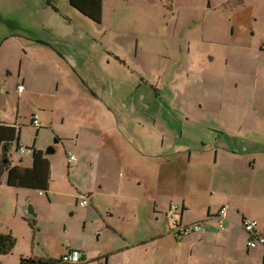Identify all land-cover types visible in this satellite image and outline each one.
Instances as JSON below:
<instances>
[{
    "label": "rangeland",
    "instance_id": "1",
    "mask_svg": "<svg viewBox=\"0 0 264 264\" xmlns=\"http://www.w3.org/2000/svg\"><path fill=\"white\" fill-rule=\"evenodd\" d=\"M21 1L24 2L22 4L23 11H21V4L17 3V0H0V69H3V63L12 66L18 59L24 58L23 56L26 55V63L22 67V71L30 75L29 90L45 99L47 94L53 92V72L48 64L39 61L37 55L30 48V38L38 36V34L28 25L37 21L31 15L34 7L25 3L28 0ZM76 1L78 4H72L73 1L70 2V0H64V3L60 4L62 12L69 17L70 23L64 22L55 13L48 23L54 27V34H45L44 38L49 39L48 36H52L57 39L63 37L62 35L68 37L67 42L79 53L80 65L74 67L82 77L85 71L90 70L97 63V53L93 50L95 45L97 44L100 49L107 48L114 54V57L105 54L102 50V55H98V62L109 59L113 63L108 79L113 78L116 85L123 86L125 94L127 93L130 99L134 100L141 93L148 92L147 87L138 86L141 81L140 77H143L146 82L158 86V82L165 83L170 79L164 73L165 64L169 61L172 65H179L182 56L185 58L199 56V67L194 62L193 67L196 66V69L188 73L196 77L188 81L182 75L177 76L180 81L178 87H186L189 94L210 98V107L216 110V112H210V119L213 114L214 124L219 131L215 140L219 138L220 143H227L223 133L228 130L229 133L226 135L237 134L239 125H246L249 129H254V121L259 120L260 117L251 115L247 110L253 109L259 102L264 103V96H260L264 92V86L258 91L260 97H255L257 76L259 75L260 81L264 82V52L257 55L246 49L251 43L255 44L264 39V0H245L246 5L234 15H232L234 9L239 6L235 0L228 5L229 14L227 15L221 9L210 12L213 0H100L102 8L95 4V0ZM79 1L85 4L83 5L84 13L80 10ZM214 1L222 7L225 2L230 0ZM32 2L37 4L42 0H32ZM90 2L93 3L88 4ZM260 2L262 5L257 7ZM195 5H199L202 11L190 10ZM203 11L205 14L202 13ZM98 13L103 14V17L101 18ZM18 17L21 19L18 20ZM18 21H22V26L18 23L19 26L15 27V23ZM195 22H197L196 25ZM190 24L192 25L190 26ZM234 28L237 32L235 36H233ZM14 33L18 35L11 37ZM241 33L245 35L243 39L242 37L238 39ZM92 38H96L97 43L91 42ZM242 41L243 43L239 44ZM223 42H228L239 49L224 51ZM82 44L86 45L85 50L77 49V46ZM261 44L264 46V42ZM190 45L191 52L189 53ZM197 47L202 48L205 54L198 55L194 51ZM23 49L26 50V53L22 51ZM217 54V59L210 64V57ZM223 55L228 60L226 69L222 66ZM117 60L124 62L125 65L121 66ZM256 66L261 68L259 73L256 72ZM3 72L8 81L14 78L18 84L22 80L19 78L18 72L9 78L6 70ZM210 75H214L216 78L214 84L210 80ZM203 78L206 81H203ZM66 84V90L72 95L78 92L87 93V90L81 86H78L76 91L72 85ZM238 84H240L239 88ZM156 85L155 87H157ZM11 86L12 84H7L5 88L9 89ZM205 87H207L206 90H204ZM162 88L168 90L169 93L172 92L168 87L163 86ZM93 89L97 92L96 86ZM64 90L63 86L60 92L61 98ZM181 95L185 94L181 93ZM113 99L114 97L111 96V99L107 100L113 112L111 117L109 115L106 117L108 124L103 127L105 132L97 129L81 131L79 136L73 128L69 127L70 124L64 127L61 125V117L58 114L63 111L70 118L71 112L65 107H57L55 112L60 118L59 121H56L57 132L61 133L63 137V132L68 131L72 137L63 140L59 145V151L52 156L47 155V151L54 145L56 132H50L45 123H43L45 127L37 132L36 128L30 126L32 112L24 110L22 117L24 125L21 127L23 143L32 148L36 140L35 145L42 152L43 157L53 161V177L64 180V184L60 188L71 189L69 184L72 182L73 185H76V192L80 193L77 196L79 197L78 201L69 198L71 208H65L56 202L48 204V193H46L47 196L41 198L39 189L31 191L34 198H39L42 202L39 205H33L38 217L30 218L36 220V225L32 227L25 219L21 207H17L14 203L18 188L9 183L0 182V198L5 203L4 207L0 201V235L13 234L16 238L14 251L9 256L0 255V264H19L22 256L59 259L64 252L68 254L70 250L82 251L87 260L91 261L90 264H162L159 262V256L156 253H148L144 250V246L138 250L122 251L119 249H124L127 244V236L131 235L129 233L131 223L129 220L119 218L121 203H117L116 195L120 194L121 180L128 181L130 177L127 165L124 162L118 164L114 160L116 157L127 156V150L119 149L115 155L105 140L115 134L112 120H115V114L119 109L115 110L117 103L113 102ZM161 102L166 107V114H163L164 111L159 114L158 104L152 100L137 106L135 114L143 110L150 114V122L158 118L161 126H170L166 128V139L161 147L162 150L170 147L169 153H171L176 144L190 141V129L185 127L195 126L190 119L187 120L189 117L174 112L169 99L162 97ZM42 103L44 100L39 102L40 106L37 109H31L34 114L39 115L40 121L45 115L41 111ZM176 106L181 109L182 113L186 110L185 114L205 119V117L199 116L201 111H198L200 108L198 105L195 108L188 105L184 109L183 104L177 100ZM204 106L207 107L206 104ZM48 111L50 112V109ZM122 111L128 113L124 108L120 110V113ZM240 111L249 114L245 117V121H239L240 117L236 114ZM169 113L172 115H168ZM197 113L198 115H196ZM140 118L134 116L130 120L138 123ZM172 142L173 144H171ZM149 145L152 150L148 151L147 149V153L153 156L162 154L161 149L155 147V141L149 142ZM214 146L218 148V143H215ZM24 148L26 147L24 146ZM69 152H72L76 157V161L71 165H69L66 156ZM131 153L138 156L135 152ZM17 154L21 157V153H18L14 148L13 155ZM173 170L174 166L165 168L166 173ZM89 171L92 172L91 175H88ZM223 176L231 177V175H227L226 170L221 169V173L212 178L220 184L223 181ZM148 180H150V184L147 183ZM172 180L173 178L168 179V182L178 187V179L176 182ZM147 181L144 180L145 186L142 189L144 192L151 195L158 189L154 198L149 200V204L154 205L159 198L157 180L154 181L153 177H149ZM39 182L40 187L47 185L42 177L39 178ZM85 183H88V186L91 185L87 188L95 190V201L91 203L92 199L87 198L90 214L85 212L87 209L84 208L87 206L79 205V202L84 200L85 194H87ZM191 185H196L198 188L203 187L202 182L197 178H191L189 186ZM192 196H195V193H192ZM122 211L125 215V204ZM159 216V220L165 223L166 228V225L170 224L169 220H166V215L163 212L159 213ZM166 233H170V240L175 242L171 229ZM166 242L168 244L169 240L166 239ZM188 248L178 247L176 252L182 251L181 261L179 263L167 262V264L188 262ZM83 253L77 254L83 256ZM106 253L108 254L104 255ZM97 259L100 260L97 261ZM193 263L196 264V261Z\"/></svg>",
    "mask_w": 264,
    "mask_h": 264
},
{
    "label": "crops",
    "instance_id": "2",
    "mask_svg": "<svg viewBox=\"0 0 264 264\" xmlns=\"http://www.w3.org/2000/svg\"><path fill=\"white\" fill-rule=\"evenodd\" d=\"M71 1H73L72 4H78L76 0ZM232 1L225 2L222 7L218 6L214 0L210 1V12L221 9L227 15L229 14L227 7ZM31 2L32 0L25 1V3L34 7L31 15L37 22H32V25L28 26L37 32L38 36L30 38V48L37 55L39 61L43 64H48L52 69L54 86L53 92L47 94L45 99L29 90L30 75L22 71V67L26 63V55L23 56L24 58L18 59L12 66L3 63V69H0V155L2 146L7 142L10 143L12 148L10 147L9 154L13 163L1 183H9L13 187L18 188L14 198V203L17 207H21L23 211L30 204L34 206L41 204V200L34 198L33 194L30 193L35 189H39V196L41 198L47 196L46 193H48V204L56 202L65 208H71L69 198H74L78 201L79 197L77 196L80 193L76 192V185H73L72 182L69 184L71 189L60 188L63 186L64 180L53 177V161L50 158L43 157L42 152L35 145L36 140L32 148L23 143V129L21 127L24 125V122H22L24 110L30 111L33 114L30 126L34 128L33 118L37 116L42 128L45 127L43 123L47 124L48 126L46 127H49L50 132H56V136L54 137L53 133V137L55 139L58 138V143H61L65 139H71L72 134L65 131L63 132V138L61 133L57 132L56 121L60 119L55 112L57 107H65L71 112L70 118L72 119L63 111L58 115L61 117V125L64 127L70 124L69 127L73 128L78 136L81 131H93L97 129L105 132L103 127L105 124H108L106 117L107 115L111 117V113L113 112L107 100L113 96V102L117 103L115 110L119 109L117 114H115V120H112L114 122L115 134L105 140L115 155H117L119 149L127 150V156L116 157L114 160L118 164L124 162L127 165L130 177L128 181L121 180L119 185L120 194L116 195L117 203H121L119 218L129 220L131 223L129 231L131 235L127 236V244L124 249H119L122 251L138 250L144 246V250L148 251V253H156L159 256V262L162 264H167V262L179 263L181 261L180 255L182 251L177 253L176 249L178 247H189L187 249V259L189 260L182 264H194V261H196V264H264V246H258L256 249L249 248L247 245L249 235L245 232L243 225L246 219L257 221L256 233L258 236L264 237V103L259 102L253 109L247 110L251 115L260 117L259 120L254 121L253 130L249 129L246 125H239L237 134L234 135H226L229 133L226 130L223 135H225L227 143H220L219 138L215 140L219 135V131L214 124L213 114H211L210 119V112H216L214 108L210 107V98L208 96L202 97L189 94L186 87H178L180 81L177 76L182 75L188 81L196 77L188 73L196 69V66L193 67L194 62L198 66L199 56H194V58L182 56L179 65H172L171 61H169L165 64L164 73L170 79L165 83L158 82V86L154 83L146 82L143 77H140L141 81L138 86L147 87L148 92L141 93L137 99L132 100L127 93L125 94L123 86L116 85L113 78L108 79V74L113 67V63L109 59L98 62V55L101 54L102 50L105 54L114 57V54L109 52L107 48L100 49L97 44L95 45L93 50L97 53V63L90 70L85 71L82 77L74 67L80 65L79 53L67 42L68 37L62 35L63 37L57 39L52 36H48L49 39L44 38L45 34H54V27L48 23L55 13L64 22L70 23L69 17L62 12L60 7V4H63L64 0L56 2L59 12H55L49 6L44 5L43 1L37 4ZM17 3L21 4V11H23L22 4L24 2L17 0ZM91 3L93 2L88 4ZM79 4H81L79 6L81 12L83 11L82 13H84L85 8L83 5L85 4L80 1ZM95 4L99 8H102L100 0H95ZM245 5L244 0L234 9L232 15ZM261 5L262 3L260 2L257 4V7ZM195 9L202 11L199 5L193 6L190 10ZM202 13L205 14L204 11ZM98 14L101 18L103 17V14ZM17 19L20 20L21 17ZM18 23L22 26V21H18L15 23V27L19 26ZM196 24L197 22H195ZM235 35H237V32L234 28L233 36ZM244 35L241 33L238 39L240 37L243 39ZM94 41L97 43L96 38L91 39V42ZM189 41L192 42V40ZM261 42H264V39L255 44L251 43L246 50L257 55L262 54L264 46ZM242 43L243 41L239 44ZM222 45L225 46L224 51L239 49L228 42H223ZM85 47L86 45L82 44L77 46V49L85 50ZM188 49L190 53L191 45ZM22 51L26 53L25 49ZM194 51L198 55L205 54L200 47L195 48ZM217 57L218 54L210 57V64ZM117 61L121 66L125 65L124 62ZM75 63H78V65H75ZM227 65L228 60L223 55L222 66L226 69ZM256 67V72L259 73L261 68L259 66ZM3 70H6L8 78L14 76L15 72H18L19 78L22 80L18 84L14 78L10 80L11 82L8 81L5 78ZM260 78L258 75L255 90L256 98L264 96V92L258 96V91L264 86V82H261ZM202 80L206 81L204 78ZM210 80L214 84L216 80L214 75H210ZM62 82L63 85H61ZM66 83L72 85L76 91L78 86H81L87 90V93L82 94L78 92L72 95L66 90ZM7 84H12V86L9 89L5 88ZM240 84L237 85L238 88ZM20 86L24 87L23 91L19 90ZM63 86L65 90L61 98L60 92ZM94 86H96L97 92L94 91ZM163 86L168 87L172 92L169 93L168 90H164ZM206 89L207 87L204 90ZM13 90L14 92H12ZM181 93L185 95H181ZM162 97L169 99L174 112L189 117L187 120L190 119L195 126L185 127L190 129V141L188 140V143L176 144L174 151L171 153H169L170 147L164 150L161 147L166 139V128L170 126H161L158 118L150 122V114L143 110L135 114L137 106L141 103L146 104L150 100L158 104L159 114L162 111H164L163 114H166V107L161 102ZM43 100L44 103H42L41 111L45 115L42 121H40L39 115L34 114L31 109H37L40 106L39 102ZM177 100L183 104L184 109L188 105L194 108L198 105L200 107L198 111H201L199 116L205 117V119L185 114L187 113L186 110L182 113L181 109L176 106ZM122 108L126 109L128 113L124 111L120 113ZM48 109H50V112ZM247 112L240 111L236 114L240 117L239 121H245V117L249 115ZM171 113L168 115L171 116ZM134 116L141 117L138 123L130 120ZM39 130L37 129V132ZM18 138L21 139L23 148L25 146V149L29 148L32 151L31 154L24 155L23 161L19 160L18 154L16 156L13 155V149L16 148L15 144ZM151 141H155V147L161 149L162 154L153 156L146 152L147 149L148 151L152 150V147L149 145ZM215 143H218V148L214 146ZM33 148L36 151H33ZM131 152L137 153L138 156L132 155ZM173 166V171L165 172L166 167ZM221 169L226 170L227 175H231V177L226 178L223 176V181L218 184L212 177L219 175ZM91 173L89 171L88 175H91ZM40 177L47 182L46 186L40 187ZM149 177H153L154 181L157 180L159 187V198L154 205H150L149 200L154 198L156 193H158V189L151 195L142 190L145 186L144 180L147 181ZM172 178L173 182H176L178 179V187L168 182V179ZM191 178L199 179L203 187L198 188L196 185L189 186ZM147 183L150 184V180ZM85 187H91V185L88 186V183H85ZM94 191V188H87V194H85L91 196V203L95 201ZM192 193H195V196H192ZM0 201L5 207L3 199L0 198ZM124 204L126 205L125 215L122 211ZM171 204H176L180 207L181 223L179 226L187 227L192 224L201 223L204 228L203 231L201 233L189 234L187 239L184 238L186 240L183 239L184 241L182 242L170 240V233H166V231H170L171 229L173 232L177 226L170 223L165 228V223L159 220V213L163 212L166 215V220H169L168 211ZM88 206L84 209H87L85 212L90 214L91 210ZM226 206L228 207V213L225 230L219 234L218 217L221 209ZM190 235L193 236L191 237ZM166 239L169 240L168 244ZM174 245L178 246L175 247ZM66 255L69 254L64 252L60 257H65ZM83 256L87 258L84 253Z\"/></svg>",
    "mask_w": 264,
    "mask_h": 264
},
{
    "label": "built area",
    "instance_id": "3",
    "mask_svg": "<svg viewBox=\"0 0 264 264\" xmlns=\"http://www.w3.org/2000/svg\"><path fill=\"white\" fill-rule=\"evenodd\" d=\"M19 90L23 91L24 87L20 86ZM33 126H34V128H37V129L42 128V126L39 123L37 116H35L33 118ZM20 153L22 155L28 154V150H26L25 148L22 147ZM67 158H68L69 163L76 161V157L73 153H68ZM87 198H89V197H85V199L83 201H81L80 205L82 207L88 206ZM227 213H228V207L227 206L223 207L219 213V217H218L219 234H221L225 230ZM180 215H181L180 207L176 204H171L169 207V211H168V217H169L170 223L174 226H177L176 230H173V234H177L179 237L185 238L189 234L201 233L203 231V229H204L203 225L200 223L192 224V225L187 226V227L179 226L181 223ZM243 225H244L245 232L249 235V240H248V244H247L248 247L256 249L258 246H264V237H260L256 233V228L258 226V222L254 221V220L246 219L243 222ZM263 254H264V251H263ZM80 258H81V256L79 254H72V255L66 256L65 261L69 262V263H78L80 261Z\"/></svg>",
    "mask_w": 264,
    "mask_h": 264
},
{
    "label": "trees",
    "instance_id": "4",
    "mask_svg": "<svg viewBox=\"0 0 264 264\" xmlns=\"http://www.w3.org/2000/svg\"><path fill=\"white\" fill-rule=\"evenodd\" d=\"M42 1H43L44 5L49 6L55 12H59V10L57 9V5H56L57 0H42ZM235 1L238 4H240L243 0H235ZM16 35H18V34L14 33L11 37H15ZM40 129H42V128H40ZM58 142H59V139L56 138L54 141V145L57 144ZM10 147L12 148V146L8 142L2 146L1 155H0V182L2 181L5 174L9 172V170L11 169V167L13 165V163L10 159L11 158L10 154H9ZM15 147L19 153L21 151V148H22L20 138H18L16 140ZM26 150H30V149L27 148ZM32 150L36 151L35 148H33ZM23 157H24V155L21 154V157L19 156V160L23 161L22 160ZM72 163L73 162L69 163V165H71ZM86 197L91 198L90 195H86ZM25 219L28 220V222L30 223V225L32 227L36 225V220H32L30 218H27L26 215H25ZM15 246H16V238L13 236V234H6V235L2 234V235H0V255H2V256L11 255V253L15 249ZM77 253L80 254L83 252L70 250L68 254L72 255V254H77ZM66 256H68V255H66ZM65 257H61L59 259H53L51 257L37 258V257H31V256H28V257L22 256L20 258L19 264H86V262H87V258H85L84 256H81L80 261L78 263L66 262Z\"/></svg>",
    "mask_w": 264,
    "mask_h": 264
},
{
    "label": "water",
    "instance_id": "5",
    "mask_svg": "<svg viewBox=\"0 0 264 264\" xmlns=\"http://www.w3.org/2000/svg\"><path fill=\"white\" fill-rule=\"evenodd\" d=\"M40 44H42V43H40ZM31 153H32V151L31 150H28V154H31ZM56 153L57 152H54L51 149V147L47 151V155H50V156L56 155ZM23 211H24V214L26 215L27 218H37L38 217V213H37L35 207L33 205H31V204L28 205V206H26L23 209ZM169 222H170V220H169Z\"/></svg>",
    "mask_w": 264,
    "mask_h": 264
},
{
    "label": "flooded vegetation",
    "instance_id": "6",
    "mask_svg": "<svg viewBox=\"0 0 264 264\" xmlns=\"http://www.w3.org/2000/svg\"><path fill=\"white\" fill-rule=\"evenodd\" d=\"M57 5V4H56ZM57 9H58V7H57ZM62 143V142H61ZM61 143H58V144H56V145H52L51 146V149L54 151V152H58L59 151V145L61 144ZM69 153H72V152H69ZM68 154V153H67ZM67 154H66V156H67ZM68 163H69V161H68ZM91 199V198H90ZM83 201V200H82ZM89 205V204H88ZM172 234H173V232H172ZM185 238H187V237H185ZM174 239H175V241H182L184 238H181V237H179L177 234H174ZM98 260H100V259H97V261ZM91 263V261H89V260H87V262H86V264H90Z\"/></svg>",
    "mask_w": 264,
    "mask_h": 264
},
{
    "label": "bare ground",
    "instance_id": "7",
    "mask_svg": "<svg viewBox=\"0 0 264 264\" xmlns=\"http://www.w3.org/2000/svg\"><path fill=\"white\" fill-rule=\"evenodd\" d=\"M173 239H174V234H173ZM175 240V239H174Z\"/></svg>",
    "mask_w": 264,
    "mask_h": 264
}]
</instances>
